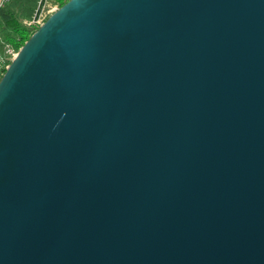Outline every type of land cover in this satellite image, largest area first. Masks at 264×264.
Here are the masks:
<instances>
[{"label":"water","instance_id":"95a60500","mask_svg":"<svg viewBox=\"0 0 264 264\" xmlns=\"http://www.w3.org/2000/svg\"><path fill=\"white\" fill-rule=\"evenodd\" d=\"M0 264H264V0H69L0 79Z\"/></svg>","mask_w":264,"mask_h":264},{"label":"trees","instance_id":"16d2710c","mask_svg":"<svg viewBox=\"0 0 264 264\" xmlns=\"http://www.w3.org/2000/svg\"><path fill=\"white\" fill-rule=\"evenodd\" d=\"M46 0H7L0 7V49L10 44L20 50L33 33L39 28L27 25L34 11L43 7ZM62 7L69 0H50ZM39 2L41 4H39ZM48 19V18H47ZM46 19V20H47ZM45 20V21H46ZM6 72V71H5ZM2 76L0 77V79Z\"/></svg>","mask_w":264,"mask_h":264},{"label":"built area","instance_id":"2783aa9c","mask_svg":"<svg viewBox=\"0 0 264 264\" xmlns=\"http://www.w3.org/2000/svg\"><path fill=\"white\" fill-rule=\"evenodd\" d=\"M7 0H0V7H2L4 5V3ZM39 4H41L39 2ZM44 5L43 7H38L34 13L33 16L31 18L30 21L27 22L28 26H38L42 24V15H43V11H44ZM17 48H15L14 46L7 44L3 50L0 49V77L3 76V74L5 73V71L7 70L8 66L10 65V63L12 62V60L17 56L18 54Z\"/></svg>","mask_w":264,"mask_h":264},{"label":"rangeland","instance_id":"374dc122","mask_svg":"<svg viewBox=\"0 0 264 264\" xmlns=\"http://www.w3.org/2000/svg\"><path fill=\"white\" fill-rule=\"evenodd\" d=\"M43 9L44 11H43L42 19H41L42 23H44L45 20L49 18L50 15H52L56 10H58V5H56L54 2H51L50 0H46ZM38 26H35V27H38Z\"/></svg>","mask_w":264,"mask_h":264}]
</instances>
